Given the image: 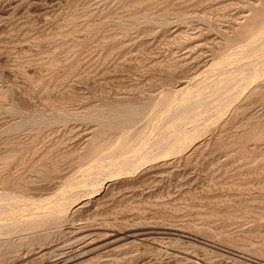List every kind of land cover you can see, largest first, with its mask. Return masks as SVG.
I'll list each match as a JSON object with an SVG mask.
<instances>
[{"label": "rangeland", "instance_id": "1", "mask_svg": "<svg viewBox=\"0 0 264 264\" xmlns=\"http://www.w3.org/2000/svg\"><path fill=\"white\" fill-rule=\"evenodd\" d=\"M0 264H264V0H0Z\"/></svg>", "mask_w": 264, "mask_h": 264}]
</instances>
